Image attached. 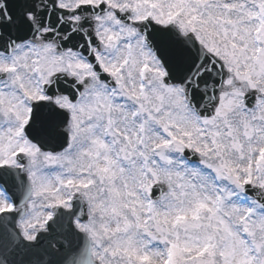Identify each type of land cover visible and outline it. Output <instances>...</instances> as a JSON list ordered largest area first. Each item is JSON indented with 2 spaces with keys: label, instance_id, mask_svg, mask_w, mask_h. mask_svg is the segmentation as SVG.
I'll list each match as a JSON object with an SVG mask.
<instances>
[{
  "label": "snow or ice",
  "instance_id": "obj_1",
  "mask_svg": "<svg viewBox=\"0 0 264 264\" xmlns=\"http://www.w3.org/2000/svg\"><path fill=\"white\" fill-rule=\"evenodd\" d=\"M0 264H264V0H0Z\"/></svg>",
  "mask_w": 264,
  "mask_h": 264
}]
</instances>
